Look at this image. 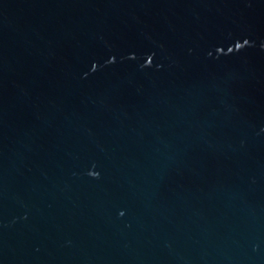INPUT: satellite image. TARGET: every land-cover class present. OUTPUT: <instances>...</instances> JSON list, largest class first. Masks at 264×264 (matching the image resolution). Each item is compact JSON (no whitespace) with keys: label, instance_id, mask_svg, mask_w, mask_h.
<instances>
[{"label":"water","instance_id":"95a60500","mask_svg":"<svg viewBox=\"0 0 264 264\" xmlns=\"http://www.w3.org/2000/svg\"><path fill=\"white\" fill-rule=\"evenodd\" d=\"M0 264H264V0H0Z\"/></svg>","mask_w":264,"mask_h":264}]
</instances>
